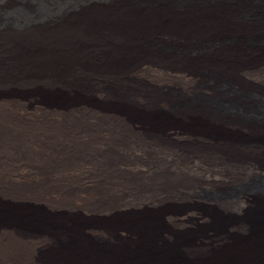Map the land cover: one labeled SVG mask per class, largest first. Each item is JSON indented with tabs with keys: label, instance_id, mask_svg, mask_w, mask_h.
Masks as SVG:
<instances>
[{
	"label": "bare ground",
	"instance_id": "1",
	"mask_svg": "<svg viewBox=\"0 0 264 264\" xmlns=\"http://www.w3.org/2000/svg\"><path fill=\"white\" fill-rule=\"evenodd\" d=\"M0 264H264V0H0Z\"/></svg>",
	"mask_w": 264,
	"mask_h": 264
}]
</instances>
